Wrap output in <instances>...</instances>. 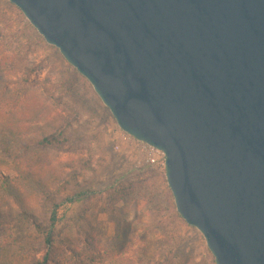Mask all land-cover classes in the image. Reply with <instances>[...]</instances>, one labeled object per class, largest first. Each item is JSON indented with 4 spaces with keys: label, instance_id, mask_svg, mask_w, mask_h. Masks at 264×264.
<instances>
[{
    "label": "water",
    "instance_id": "1",
    "mask_svg": "<svg viewBox=\"0 0 264 264\" xmlns=\"http://www.w3.org/2000/svg\"><path fill=\"white\" fill-rule=\"evenodd\" d=\"M9 2L164 155L214 263L264 264V0Z\"/></svg>",
    "mask_w": 264,
    "mask_h": 264
},
{
    "label": "rangeland",
    "instance_id": "2",
    "mask_svg": "<svg viewBox=\"0 0 264 264\" xmlns=\"http://www.w3.org/2000/svg\"><path fill=\"white\" fill-rule=\"evenodd\" d=\"M0 44L23 64L13 80L35 87L69 119L49 150L82 163L79 176L57 191V208L45 209L42 228L15 224L14 238L42 242L52 227L56 251L86 242L110 251L95 264H215L203 236L177 214L165 168L148 162L88 81L9 0H0Z\"/></svg>",
    "mask_w": 264,
    "mask_h": 264
},
{
    "label": "trees",
    "instance_id": "3",
    "mask_svg": "<svg viewBox=\"0 0 264 264\" xmlns=\"http://www.w3.org/2000/svg\"><path fill=\"white\" fill-rule=\"evenodd\" d=\"M23 69L18 58L0 44V264L102 262L110 251L92 242L56 251L52 227L42 242L14 238L15 224L27 221L42 228L45 209L57 208V191L79 176L82 165L78 157L62 160L49 150L63 136L69 119L35 87L13 80ZM54 221L55 212L52 225Z\"/></svg>",
    "mask_w": 264,
    "mask_h": 264
},
{
    "label": "built area",
    "instance_id": "4",
    "mask_svg": "<svg viewBox=\"0 0 264 264\" xmlns=\"http://www.w3.org/2000/svg\"><path fill=\"white\" fill-rule=\"evenodd\" d=\"M140 144L142 145L143 152L145 153L147 160L148 162H150V164L161 165L162 167H164V163H165L164 155L160 151L144 143H140Z\"/></svg>",
    "mask_w": 264,
    "mask_h": 264
}]
</instances>
